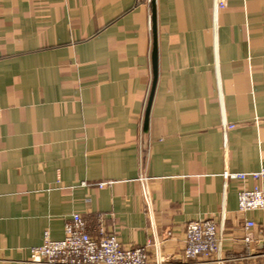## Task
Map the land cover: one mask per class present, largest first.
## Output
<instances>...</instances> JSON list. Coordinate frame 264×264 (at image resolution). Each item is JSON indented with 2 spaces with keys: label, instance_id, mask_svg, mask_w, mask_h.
Wrapping results in <instances>:
<instances>
[{
  "label": "crops",
  "instance_id": "0c3cea01",
  "mask_svg": "<svg viewBox=\"0 0 264 264\" xmlns=\"http://www.w3.org/2000/svg\"><path fill=\"white\" fill-rule=\"evenodd\" d=\"M212 6L0 0V264L76 215L148 264H264V212L239 214L221 178L264 168V0ZM208 219L220 252L187 260L186 224Z\"/></svg>",
  "mask_w": 264,
  "mask_h": 264
},
{
  "label": "built area",
  "instance_id": "2783aa9c",
  "mask_svg": "<svg viewBox=\"0 0 264 264\" xmlns=\"http://www.w3.org/2000/svg\"><path fill=\"white\" fill-rule=\"evenodd\" d=\"M227 0H212L214 21L218 12L225 8ZM223 132L232 129V125L223 121ZM223 188L230 181L240 184L237 193V211L239 214L264 212V168L245 174L221 175ZM56 182L60 181L57 174ZM115 182L106 180L94 184L101 191H110ZM113 207H119L118 199L113 198ZM86 220L73 216L63 227V239L53 241L47 233L44 234L39 246L30 249V264H148L146 248L122 249L113 235L106 234L101 218L95 222V230L88 232ZM215 221L208 219L190 221L186 224L184 239V257L194 260L199 257L207 258L218 255L220 241L217 237ZM253 227L252 222L245 224L248 232ZM248 241V238L245 239ZM16 248L8 242L5 251L14 252Z\"/></svg>",
  "mask_w": 264,
  "mask_h": 264
},
{
  "label": "water",
  "instance_id": "95a60500",
  "mask_svg": "<svg viewBox=\"0 0 264 264\" xmlns=\"http://www.w3.org/2000/svg\"><path fill=\"white\" fill-rule=\"evenodd\" d=\"M152 31L153 34H155V11H154V6L152 5ZM156 42L154 40V45H153V53H152V71H153V84H152V91H151V96H150V100H149V104H148V108L145 114V121H144V126L146 127L147 125V117H148V112H149V107L151 104V99H152V95H153V91L155 89V85H156V80H157V55H156Z\"/></svg>",
  "mask_w": 264,
  "mask_h": 264
}]
</instances>
